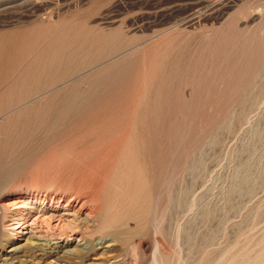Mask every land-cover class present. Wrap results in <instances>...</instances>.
Segmentation results:
<instances>
[{
  "label": "bare ground",
  "instance_id": "6f19581e",
  "mask_svg": "<svg viewBox=\"0 0 264 264\" xmlns=\"http://www.w3.org/2000/svg\"><path fill=\"white\" fill-rule=\"evenodd\" d=\"M59 6L0 0V264H264V225L218 238V198L250 203L264 184V86L219 194L218 162L189 158L226 113L203 111L264 75V38L229 34L254 7L188 45L206 20L166 11L129 30L92 20L102 4ZM175 77L186 112H157Z\"/></svg>",
  "mask_w": 264,
  "mask_h": 264
},
{
  "label": "rangeland",
  "instance_id": "374dc122",
  "mask_svg": "<svg viewBox=\"0 0 264 264\" xmlns=\"http://www.w3.org/2000/svg\"><path fill=\"white\" fill-rule=\"evenodd\" d=\"M85 1L86 0H60V6L58 8L62 10L63 7H65V9H67V8L73 7L74 5H80V6L84 5L83 10H85V9H87V7H90V6L96 7L99 4H102L103 7L100 8L101 9L100 12L99 11L96 12L94 17L91 18L92 20L93 19L95 20V18H96L97 23H101L104 25H110L111 24L110 26H113V23H115L114 26H117L118 24L121 23V24H124V26H126V27L128 26L129 30H132L138 26H144V25L146 26L147 23H150L153 21L152 18H154V17L156 18V22H157V21L161 20L162 19L161 16L165 15L167 12H168L167 14H169V16L171 18L172 24L175 26H179V25L184 26L187 24V22L189 20H193V18L196 19V21L194 19L195 22H197V19L199 20V22L206 20L205 23L202 22V24L204 23V25H206L205 29L202 28V30H199L197 28L196 29L197 32H196V30H195V32H193L191 30V32H193L192 33L193 35H191L190 37L188 36V40H187L188 45L194 39H196L194 41V42H196L198 40V38L200 37V33H204V32L206 33V32H209L210 30H212L211 28L213 27V24L215 23L216 20L218 22L216 21V23L214 25H217V23H218V28L220 26H223L224 23H226V21L228 20V18H230L234 13H236L242 5L244 7H247V6L248 7H254L255 11L252 13V15H250V16L248 15V16H246V18L240 19L236 23V25H234L238 30L234 29V27H233L232 31H229V34L232 37H238L239 36L238 35L239 30L245 28L246 26H251L252 30L254 32H256L257 35L262 36L264 38V0H167V2H163L165 0H161L162 2H160V0L159 1L157 0L158 2L156 0H123V1L121 0L122 2L121 1L118 2V0L117 1L113 0V2H112V0H98V2H96L97 0H87L86 1L87 3ZM151 1H153V2H151ZM201 1H203V2L201 3ZM85 4L86 5L89 4V5L86 6ZM118 4H122V5H118ZM164 11H165V13H164ZM100 15H102V16H100ZM203 15H205L204 16L205 18L202 20L201 18ZM147 17H149V18H147ZM215 17H216V19H215ZM258 17L259 18L262 17V19L259 21L256 20V19H258ZM0 19H2V18H0ZM99 19H101V20L103 19L104 22L99 20ZM13 20H14V18H13ZM107 20H109V21H107ZM144 22L145 23L147 22V23L145 24ZM135 23H137V24L135 25ZM246 23H248V25ZM131 24L134 26H132ZM255 28H257V29H255ZM195 37H197V38H195ZM189 41H190V43H189ZM183 64L184 63H182L181 66H183ZM262 69L260 68L261 71L259 70V72L257 74H259L260 72L262 74H264ZM258 76H261V74L257 75V77H255V79L253 81L250 80L249 83L245 87L242 88V90L239 94H236L234 96H233V94H227L224 96L225 100L229 99L228 105L233 104L231 102V99L236 98L234 105L232 107H230L229 109L218 108V110H217L214 108H206L205 109L206 111L205 110L203 111V112L213 113V114L214 113L222 114V116L224 115V113L226 111L224 117L222 118L223 120L221 119V124L219 123L218 125L214 126L212 128L213 132L211 131L209 133V135L207 136V138H209L210 141L207 138H206L207 139L206 141L196 140L194 143L195 144L194 145L195 146L194 151H193L192 155L189 156V158L191 157L190 159H196L197 158L200 160V158H201V160H203V158H204V161H205L206 159L212 158L211 161H210V159L208 161L209 162H218L217 172H218V179H220V181H219L220 183L218 182V187H220V188H218V194H219V192H221V187L226 186V184L224 185L223 180H221V179L222 178H228L231 175L233 168L235 167L234 164H238L239 161L241 162L244 160L242 155L246 156V154H241L239 157L235 156V158H234V155H235L234 151H237L236 153H238L240 151L243 144L240 140L238 142V139L242 136L243 130H245L247 128L246 126L242 127L241 128L242 131H241V133H239L240 137L237 135V132L240 130L238 127L241 126L242 122H244V119H245L242 114L243 113H245V114L250 113L249 118L252 119V120L250 119V121H252V122L255 121V119L257 118L256 115L259 114L258 111L254 112V111L250 110L251 109L250 106L253 104V102L257 98V96H259V95H257L258 91L260 90V88H262L264 86L263 85L264 84V75L261 76L262 78L259 77V78H261V80L258 78ZM256 78H257V80H259L258 81L259 83H257V84L255 83ZM183 82H184L183 79L180 77H178V78L175 77V78L171 79V84L165 89V94H163L162 97H160L156 101V103L161 104L163 107V109L157 110V112L161 111V113H164V114L166 112L167 113H173L174 115L177 113L180 114L181 112L182 113L186 112L183 109H178V108H182V106H184L185 102H186L185 95L183 94V91L181 90V88L183 86ZM254 83L256 84L255 87H254ZM260 84H261V86L259 87L258 85H260ZM253 91L255 92V94ZM237 95L239 98L237 97ZM253 96H255L256 98ZM252 99H253V101H252ZM225 100L224 99L221 100L218 104L219 105L224 104V102H226ZM246 109L250 110V112H248ZM235 111H236V113H235ZM245 111H247V112H245ZM238 114L241 115V118H238V117H240V115L238 116ZM229 116L231 117V120H230ZM233 116H235V117H233ZM228 118H229V120H228ZM234 118H236V119H234ZM240 121H241V123L239 125L238 123ZM227 122H229L230 126L226 125V124H228ZM235 122H237V123H235ZM233 123H235V124H233ZM225 125H226V127H225ZM231 126H232V128H231ZM233 126L235 128H233ZM177 127L178 126H177L176 122L173 121V123L169 126V129L172 130V133H175ZM218 127L221 130L220 132H218L219 131ZM226 128L228 131L226 130ZM231 130L232 131L234 130V131L232 132ZM217 132H218V134H217ZM222 132L224 134H221ZM213 133H215V134H213ZM225 133L226 134L229 133V134L226 135ZM212 134H213V136H212ZM216 135L218 136V138ZM222 141H223V144H222ZM206 142H209V143H207V145H206ZM210 146H211V148H210ZM237 146L240 149H238ZM201 147H202V149H201ZM217 148H218V150H217ZM235 148H236V150H235ZM210 149H212V151ZM199 150H203L204 153L202 151H201L202 153H200ZM206 150L208 152H205ZM194 152L197 153L195 156H194ZM231 152H233V153H231ZM207 153H208V155H207ZM210 153L212 154V156ZM214 153H216V154H214ZM192 156H193V158H192ZM196 156H199V157H196ZM230 156H233V158H231ZM245 156H244V158H245ZM232 164H233V166H232ZM219 173H220V175H219ZM263 183H264V178H263ZM240 192L242 193L241 189H240V191H237L236 194L235 193H233V194H234V196L238 195V197H239V196H241ZM233 194L231 195V198L229 197V200H230L229 207L230 208L232 207V209H230L228 206H224V205H226V203L221 198H218V201L221 200V201H219V204H218V209H219L218 211H220V209H221V211L218 213V225H219L218 226V238L222 237V235H223L224 240L225 239L228 240V238L231 236L232 237L229 238V240L230 239L232 240L233 236L234 237L236 236L235 235L237 232L236 229H238V231H244V230L246 231V230H248L250 228H254V227H257V229H261L263 227L262 225H264V184H263L262 188L259 189L254 194L250 203H248L247 200H244L241 197H239V199H235L238 197H234ZM231 200L235 202L234 204L236 206L233 204V202H231ZM233 206H235V207H233ZM224 207H228V209L224 208ZM224 220H226V221H224ZM221 221H223L224 223L223 222L221 223ZM240 223H242V224H240ZM231 225H235V226H231ZM220 226L223 228V230ZM241 228L243 230H240ZM220 231H222V232H220ZM233 231L235 232L234 234H233ZM226 232H228V233H226ZM218 241H221V239H219Z\"/></svg>",
  "mask_w": 264,
  "mask_h": 264
}]
</instances>
